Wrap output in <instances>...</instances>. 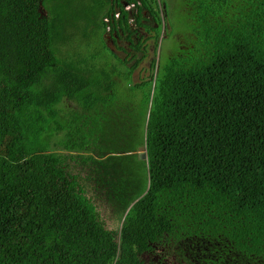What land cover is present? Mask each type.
Here are the masks:
<instances>
[{
	"label": "trees",
	"instance_id": "trees-1",
	"mask_svg": "<svg viewBox=\"0 0 264 264\" xmlns=\"http://www.w3.org/2000/svg\"><path fill=\"white\" fill-rule=\"evenodd\" d=\"M81 1L0 0V264H264V0H179L186 33L140 82L168 2L90 0L92 74L59 49Z\"/></svg>",
	"mask_w": 264,
	"mask_h": 264
},
{
	"label": "rangeland",
	"instance_id": "rangeland-1",
	"mask_svg": "<svg viewBox=\"0 0 264 264\" xmlns=\"http://www.w3.org/2000/svg\"><path fill=\"white\" fill-rule=\"evenodd\" d=\"M168 2L167 10H166V23L165 17L162 14L161 17L164 19L163 26H166V30L161 28L160 37L158 39V47L154 48L152 41H148L147 45V59L142 61L135 72V81L140 82L142 80H147L149 77L151 70L149 66V62H155V65L159 64L158 60H161V63L166 62L172 56L178 47V43L180 42V38L184 37L186 33V28L184 25V12L180 9L179 0H166ZM79 2V1H78ZM73 2L70 7L69 15H72L70 18V25L75 26L76 29L80 30V33L71 39L67 38V43L61 45L59 47L60 54H63L66 49L70 46L69 53H75L81 51L82 54L85 56H89L90 52L94 53L95 55L99 56V60L94 62L93 64L96 65V68L92 71L93 73L98 72L99 70L105 69L104 58L108 57L109 54L102 50V44L100 40H98L95 35H99L100 30L96 29L94 25H91L89 22L86 21L89 19L87 18L88 15L85 14V10L89 7L88 3L90 0H82L80 3ZM61 3V1H59ZM128 10V6L125 7ZM109 30V29H108ZM107 30V31H108ZM103 39L106 40L108 47H111L108 37L104 34ZM110 38V37H109ZM78 44V45H77ZM86 45V46H85ZM89 47V48H88ZM103 55L101 59L100 56ZM111 62L114 61L111 59ZM121 72L124 73L125 70L121 68ZM117 83L121 86H125V82L122 78L117 80ZM125 104V103H124ZM68 107H65L62 110V116L65 115L67 112L75 109L78 111V108L74 103H68ZM135 113V111H133ZM143 151V149H140ZM101 218L103 219L104 223L111 228H115L117 225L120 224L114 216H111L109 212H107L103 207L100 209ZM149 260L146 259V264H149Z\"/></svg>",
	"mask_w": 264,
	"mask_h": 264
},
{
	"label": "flooded vegetation",
	"instance_id": "flooded-vegetation-1",
	"mask_svg": "<svg viewBox=\"0 0 264 264\" xmlns=\"http://www.w3.org/2000/svg\"><path fill=\"white\" fill-rule=\"evenodd\" d=\"M108 41H109V43H110V45L112 47V50H117V51L122 50V52H121L122 60H125L127 58L132 59L136 55H138V58H141L144 55L143 50H141L139 54L133 52L129 48L130 47V44L125 39H123V38L122 39H119V38L116 37L115 40H113L114 41L113 42L112 39L108 37ZM123 51H124V53H123ZM118 53H120V52H118ZM132 63H134V61Z\"/></svg>",
	"mask_w": 264,
	"mask_h": 264
},
{
	"label": "water",
	"instance_id": "water-1",
	"mask_svg": "<svg viewBox=\"0 0 264 264\" xmlns=\"http://www.w3.org/2000/svg\"><path fill=\"white\" fill-rule=\"evenodd\" d=\"M39 13L42 14V15H46L43 7L40 6L39 8ZM137 157L140 161H146L147 160V156H146V151L143 150V151H140L137 153Z\"/></svg>",
	"mask_w": 264,
	"mask_h": 264
},
{
	"label": "clouds",
	"instance_id": "clouds-1",
	"mask_svg": "<svg viewBox=\"0 0 264 264\" xmlns=\"http://www.w3.org/2000/svg\"><path fill=\"white\" fill-rule=\"evenodd\" d=\"M126 7V6H125Z\"/></svg>",
	"mask_w": 264,
	"mask_h": 264
}]
</instances>
